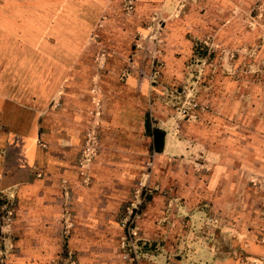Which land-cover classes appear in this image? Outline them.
<instances>
[{"label": "rangeland", "instance_id": "374dc122", "mask_svg": "<svg viewBox=\"0 0 264 264\" xmlns=\"http://www.w3.org/2000/svg\"><path fill=\"white\" fill-rule=\"evenodd\" d=\"M49 4L97 12L72 171L46 187L47 144L1 138L0 264H264V0Z\"/></svg>", "mask_w": 264, "mask_h": 264}, {"label": "crops", "instance_id": "0c3cea01", "mask_svg": "<svg viewBox=\"0 0 264 264\" xmlns=\"http://www.w3.org/2000/svg\"><path fill=\"white\" fill-rule=\"evenodd\" d=\"M87 11L75 5L53 6L49 0H0V140L29 141L32 148L38 142L47 144V150L35 151L46 173L43 184L49 188L57 182L64 187L66 177L59 181V172L72 171L63 167H68V154L74 155L68 145L79 130L75 112L79 102L74 98L80 87L77 65L97 13L91 12L90 21L81 15ZM58 98L67 101L59 111L61 131L52 121V104ZM175 142L167 134L164 151ZM6 178L0 156V182Z\"/></svg>", "mask_w": 264, "mask_h": 264}, {"label": "trees", "instance_id": "16d2710c", "mask_svg": "<svg viewBox=\"0 0 264 264\" xmlns=\"http://www.w3.org/2000/svg\"><path fill=\"white\" fill-rule=\"evenodd\" d=\"M146 131L150 137L153 139L152 149L156 153H162L165 146L166 132L160 128H153L152 124L147 118Z\"/></svg>", "mask_w": 264, "mask_h": 264}]
</instances>
